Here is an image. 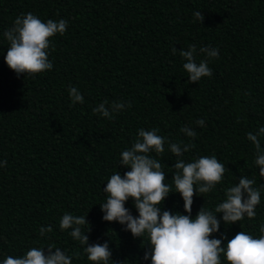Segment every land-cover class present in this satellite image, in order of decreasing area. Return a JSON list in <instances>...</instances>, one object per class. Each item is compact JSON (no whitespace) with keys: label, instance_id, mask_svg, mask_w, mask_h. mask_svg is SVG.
I'll use <instances>...</instances> for the list:
<instances>
[{"label":"trees","instance_id":"trees-1","mask_svg":"<svg viewBox=\"0 0 264 264\" xmlns=\"http://www.w3.org/2000/svg\"><path fill=\"white\" fill-rule=\"evenodd\" d=\"M28 12L45 22L66 19L68 28L51 38L52 70L17 76L5 62L10 45L3 32ZM193 44L196 62L208 60L213 72L198 83L189 82L186 61L172 52ZM207 46L219 49L218 59L199 52ZM69 87L79 89L83 104H72ZM105 100L123 101L125 108L112 119L94 114ZM200 119L203 127L195 123ZM185 126L197 133L194 140L180 131ZM262 126L264 0H0V161H7L0 167V264L32 247L47 254L50 245L72 264H92L71 229H60L65 213L87 217L82 231L90 244L109 243V264H151L144 259L147 235L136 238L119 222L104 221L100 206L111 175L130 170L120 165L121 153L141 128H157L166 139L164 153L150 155L162 163L172 191L177 157L168 142L195 144L184 153L186 162L215 155L229 169L215 189L194 196L193 219L203 206L214 211L241 176L254 179L261 189L255 217L226 225L220 214V231L211 238L231 239L240 231L258 238L264 177L247 133ZM125 207L139 215L131 198ZM162 210L188 214L179 193L170 194ZM48 226L53 231L41 236ZM221 264H229L224 256Z\"/></svg>","mask_w":264,"mask_h":264},{"label":"clouds","instance_id":"clouds-1","mask_svg":"<svg viewBox=\"0 0 264 264\" xmlns=\"http://www.w3.org/2000/svg\"><path fill=\"white\" fill-rule=\"evenodd\" d=\"M194 18L201 24L205 20L199 11L194 13ZM67 28L66 19H48L45 22L31 12L18 16L13 26L3 32L10 45L5 56L6 64L17 76L36 75L52 70L49 50L55 49L51 38L57 34L64 35ZM172 52L178 53L186 61L183 68L190 83H198L203 77L210 78L213 75L208 60L196 62L197 47L194 44L179 52L173 47ZM199 52L206 54L209 59L219 58L218 48L200 47ZM69 95L73 105L84 103V97L78 88L69 87ZM131 106V103L127 104L128 108ZM124 108L123 101L109 104L105 100L93 109V113L112 119L114 113ZM195 123L203 127L205 121L200 119ZM180 131L193 140L196 138L197 133L187 126ZM158 133L157 128H141L132 146L122 151L120 165L130 170L123 175L117 171L107 181L104 187L106 202L100 205L104 213L103 220L119 222L136 238L147 235L150 250L145 253L144 259H150L151 264H221V256L229 264H264V224L259 228L258 238L245 231L236 233L231 239L226 236L221 239L211 238L220 231L221 220L217 218L220 214L226 225L240 222L245 216L249 219L255 217V209L261 203V189L254 187L255 180L241 176L238 184L225 189V199L214 211L203 206L193 219L191 214L194 196H202L215 189L229 169L215 155H204L194 158L192 162H186L182 157L184 153L195 148V144L168 142L170 152L177 157L174 163L176 171L172 179L175 191H172L171 185L165 183L162 163L150 155L153 152L159 155L165 151L166 139ZM261 137H264V126L255 133H247V139L255 147L254 163L259 168V175L264 177V148L261 146ZM6 166L7 161H0V167ZM172 193L182 196L187 215L162 210L164 201ZM130 198L134 201L138 216H134L125 207ZM85 225H89L87 217L71 213H65L59 223L61 230L71 229V237L86 246L84 252L92 264H109L112 261L109 243L90 244L89 236L82 231ZM52 231L51 226L41 227L40 235ZM90 231L91 227L88 233ZM47 249L45 254V248L32 247L22 256H7L3 264H72V258L60 248L50 245Z\"/></svg>","mask_w":264,"mask_h":264}]
</instances>
